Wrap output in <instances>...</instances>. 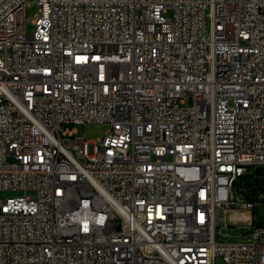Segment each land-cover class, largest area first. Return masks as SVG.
<instances>
[{
  "label": "built area",
  "instance_id": "built-area-1",
  "mask_svg": "<svg viewBox=\"0 0 264 264\" xmlns=\"http://www.w3.org/2000/svg\"><path fill=\"white\" fill-rule=\"evenodd\" d=\"M30 1L0 0V264H264V188L234 198L264 177V0H34L28 33Z\"/></svg>",
  "mask_w": 264,
  "mask_h": 264
},
{
  "label": "rangeland",
  "instance_id": "rangeland-1",
  "mask_svg": "<svg viewBox=\"0 0 264 264\" xmlns=\"http://www.w3.org/2000/svg\"><path fill=\"white\" fill-rule=\"evenodd\" d=\"M39 11V5L36 1L32 0L27 4L25 14H26V30L28 33H30L33 28V19L35 18L36 14ZM64 127L66 128H73L75 130L74 138H82L85 137L87 139L91 140H97L99 138L104 137L106 132L110 129L109 124H90V125H81L76 124L72 126L71 124H65ZM254 172L253 167H249V171L246 174L247 176L240 178L238 182L235 185L236 191H234V198H238L240 201L245 200L248 196H250V189L249 184L252 182V174ZM247 183V188L243 189V193L240 191L243 188V184ZM16 193L9 190H0V203L1 201L8 197L15 195ZM237 199V200H238ZM245 213H242V212ZM248 210L244 208L239 207H232L227 211V217L226 222L227 226L224 225V220L221 221L220 225L217 226V239L219 241H225V242H234V241H242L245 237L244 234L248 233L251 230V227H243L245 224H247V221H243L242 219H233L232 215L233 213H236L237 215L248 217L249 214L247 213ZM256 212L260 218L264 217V208L259 207L256 209ZM243 227V228H242ZM216 264H223V260L218 257L216 260Z\"/></svg>",
  "mask_w": 264,
  "mask_h": 264
},
{
  "label": "trees",
  "instance_id": "trees-1",
  "mask_svg": "<svg viewBox=\"0 0 264 264\" xmlns=\"http://www.w3.org/2000/svg\"><path fill=\"white\" fill-rule=\"evenodd\" d=\"M261 173V171H259ZM252 182L248 185L247 183H244L243 186L244 188H247V185L249 186V189L251 191L250 196L248 198H251L253 195H256V193L262 188H264V177L263 176H257V177H252ZM255 213H257L255 211ZM264 218V217H263ZM262 218V219H263ZM264 221L259 220L258 222L255 223H262Z\"/></svg>",
  "mask_w": 264,
  "mask_h": 264
},
{
  "label": "bare ground",
  "instance_id": "bare-ground-1",
  "mask_svg": "<svg viewBox=\"0 0 264 264\" xmlns=\"http://www.w3.org/2000/svg\"><path fill=\"white\" fill-rule=\"evenodd\" d=\"M232 218L234 220L238 219V218H243L244 221H248L249 220V216L248 217H243V216L237 215L236 213H233Z\"/></svg>",
  "mask_w": 264,
  "mask_h": 264
},
{
  "label": "crops",
  "instance_id": "crops-1",
  "mask_svg": "<svg viewBox=\"0 0 264 264\" xmlns=\"http://www.w3.org/2000/svg\"><path fill=\"white\" fill-rule=\"evenodd\" d=\"M242 213H245V212L243 211ZM247 213H248V214H250V212H249V211H247Z\"/></svg>",
  "mask_w": 264,
  "mask_h": 264
}]
</instances>
